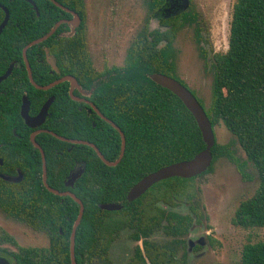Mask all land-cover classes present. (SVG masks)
<instances>
[{"label":"trees","instance_id":"obj_1","mask_svg":"<svg viewBox=\"0 0 264 264\" xmlns=\"http://www.w3.org/2000/svg\"><path fill=\"white\" fill-rule=\"evenodd\" d=\"M0 0L9 10V20L0 34V52H20L30 41L46 34L68 13L50 0ZM74 9L82 17L81 25L72 37L64 36L67 26L61 24L45 41L28 48L47 49L55 57L57 69L51 65L34 69V78L46 85L63 75L75 76L83 88L90 90L101 75L108 80L91 91L90 99L99 110L120 127L125 136V151L115 166L97 155L93 147L72 144L50 133H39L37 142L46 159L47 183L60 191L71 190L84 204L83 217L76 229L75 256L77 264H115L113 249L119 237L144 238L145 254L152 264H188L185 235L192 220L207 216L199 211L195 179H203L220 156L234 161L245 180L250 176L229 148L215 142L211 166L192 178L170 177L153 184L140 197L126 200L129 188L143 176L171 163L191 159L205 148L195 118L183 102L171 91L155 83L150 74L165 73L177 78V51L174 40L177 32L197 24L192 5L182 14L166 17L169 0H145L148 17L145 26L130 43L122 66L105 67L97 71L88 52L85 31L84 0H57ZM4 12L0 8V22ZM156 18L159 27H149ZM196 41L201 42V29L195 28ZM214 70L211 104L206 110L213 126L223 123L236 137L247 160L259 179L254 194L242 200L232 222L244 228L264 227V0H236L230 23L228 48L210 58L201 48ZM38 70L37 73L35 70ZM26 79V74L24 72ZM178 79V78H177ZM180 81V80H179ZM40 93L37 107L49 96L55 100L41 128L59 135L93 142L103 156L114 161L120 153V133L95 112L78 109V103L66 93V82ZM20 99L0 101V173L15 174L20 166L24 177L8 182L0 177V209L8 216L48 237L47 246L19 245L14 236L0 231V255L12 264H71L70 234L79 212L78 203L69 195L49 191L42 181V161L39 151L28 142L30 128L22 121ZM25 132L18 145H7L9 136ZM25 141L28 142L25 144ZM30 146V147H29ZM84 168L72 187L65 180L77 166ZM163 199L169 205L189 204L192 216L162 211L154 203ZM115 202L123 206L108 211L100 203ZM165 218L166 225L161 219ZM163 237L151 239L155 234ZM210 243L214 240L209 237ZM9 243L11 249L4 246ZM126 264H147L140 247L134 249ZM241 264H264V241H248L243 245Z\"/></svg>","mask_w":264,"mask_h":264},{"label":"rangeland","instance_id":"obj_2","mask_svg":"<svg viewBox=\"0 0 264 264\" xmlns=\"http://www.w3.org/2000/svg\"><path fill=\"white\" fill-rule=\"evenodd\" d=\"M235 1L191 0L197 24L181 28L173 43L177 51L175 76L206 110L212 100L214 70L209 60L201 57L200 51L201 48L205 50L210 58L216 52L227 50ZM85 4L86 42L94 68L101 71L103 66H122L130 43L148 17L143 0H85ZM197 26L201 29L200 43L195 36ZM149 27H159L158 21L150 18ZM214 131L216 142L229 145L250 179L243 178L234 161L220 156L213 162L209 174L200 181H193L199 187L196 206L207 218L200 217V225L192 235L193 238L205 237L207 243L197 250L200 256L190 255L188 264H241L243 245L248 241H264V227L244 228L233 224L232 219L239 203L254 194L259 179L253 164L225 125L216 124ZM174 209L184 212L187 208L182 205ZM1 230L14 236L19 245H48L44 233L8 217L0 209ZM189 236L191 233L186 239ZM4 246L15 249L9 243Z\"/></svg>","mask_w":264,"mask_h":264},{"label":"water","instance_id":"obj_3","mask_svg":"<svg viewBox=\"0 0 264 264\" xmlns=\"http://www.w3.org/2000/svg\"><path fill=\"white\" fill-rule=\"evenodd\" d=\"M26 1L30 2L33 5L34 10L37 12V14H39V10H38V7L35 4V2L33 0H26ZM50 1H52L55 5H57L61 9H64L65 11H68V12H72L73 18L70 22L72 23L73 27H72L71 31L69 33H67L68 35H72L74 33L75 26H77L80 23L81 17L76 12L72 11L70 8L59 3L57 0H50ZM181 1L183 3L182 7L184 9L190 5V0H181ZM0 8L4 12V18L0 23V34H1L3 29L5 28L6 24L8 23L10 14H9L8 8L4 4L0 3ZM165 11H166V13L169 12L170 8H166ZM173 14L168 13L166 15V17H169ZM64 21L65 20H63V19L57 21L54 24V26L46 34L32 40L31 42L26 44L23 48V54L25 57V61L27 62V68L29 71L30 79L37 88L47 90V89H50L51 87H53L54 85H56L57 83L64 82V81H70L72 83V86L74 84H76V81H77L76 78L71 76V75L62 76L61 78H58L57 80H54V81H52L46 85L36 84V82L32 79L30 65H29L27 58H26V52L30 46L35 45V44H39V43L45 41L46 39H48L56 31V29L59 27V25ZM11 68L12 67H9L7 72L5 74H3L2 76H0V80L6 78L9 75V73L11 72ZM150 78L155 83L159 84L160 86H162V87L168 89L169 91H171L172 93H174L183 102V104L186 106V108L191 112V114L195 118L196 123L198 125V128L201 132L202 139L205 143V148L202 149L201 151H199L197 154H195L191 159H186V160H181V161L171 163L169 165L163 166V167L143 176L141 179H139L136 183H134L129 188L127 195H126L127 201H133V200L137 199L143 193H145V191L148 190L153 184L157 183L160 180L167 179V178L174 177V176L182 177V178L196 177V176L200 175L201 173L205 172L211 166L212 160H213L212 147L214 146V144L216 142V137H215L214 126L212 125V123L209 119V116L206 113L204 106L200 103V101L197 99V97L194 95V93L185 84H183L181 81H179L177 78L172 77L170 75H167L165 73H161V72H155V73L150 74ZM101 79L102 80H108L107 76L104 75L103 78H100L97 82H95V85L92 88L98 86ZM72 86H71V88H72ZM70 93H71V97L73 99L81 100V98L72 94V89L70 90ZM54 100H55L54 96L49 97L43 103L39 112L36 115H30L29 114V101H28L27 97L24 96L23 101H22V105H21V116L24 119L26 125L31 127V128H37V127L41 126L44 123V121L48 115V110H49V108H50V106ZM91 105L94 107V109L97 111L98 115L101 118H103L108 123H110L120 133V136H121L120 153H119L117 159H115L114 161L107 160L103 156L101 151L98 149V147L93 142H90L88 140L68 138V137L59 135L53 131H50L48 129H36L31 134L32 143L35 145V147H37L39 149V151L41 153L42 181H43V184L45 185V187L49 191H51L52 193H54L56 195H60V196L69 195V196H71L79 205V212H78L76 219L74 220L72 230H71V234H70L71 264H77L76 256H75V234H76V229H77V227H78V225H79V223L83 217L84 204H83L82 200L80 198H78L70 190L60 191V190H57V189L51 187L47 183L45 153H44L43 148L40 146V144L35 139V135L39 132H46V133L52 134L53 136H55L56 138H58L60 140H63V141H66V142H69L72 144L89 145V146L93 147V149L96 151L97 155L104 161V163H106L107 165H110V166H115L116 164H118V162L121 160V158L124 155L125 145H126L124 133L122 132V130L120 129V127L118 125H116L112 120H110L102 112H100L93 103H91ZM0 162H2V160H0ZM83 172H84V168L81 167L76 172L70 173V176L66 180L65 185L72 187L74 185V182L77 180V178H79L82 175ZM0 177L6 181L19 182L22 180L23 175L20 172L18 176L12 177V176H8L4 173H0ZM122 206L123 205L121 203H115V202H105V203L99 204V207L101 209L108 210V211L119 210L122 208ZM185 207L187 209H189V206H185ZM174 208H176V207H172L170 205L168 206V210H172V209L174 210ZM197 227H199V225L193 224V226L190 228L189 231L194 232V231H196ZM193 236L194 235H191L187 239L189 252L192 251V249L195 245L199 244V245L204 246L207 243V240L205 237L202 236V237H199L197 239H194ZM189 257H190V255H189ZM0 264H12V263L8 258L0 255ZM148 264H150V263L148 262Z\"/></svg>","mask_w":264,"mask_h":264},{"label":"flooded vegetation","instance_id":"obj_4","mask_svg":"<svg viewBox=\"0 0 264 264\" xmlns=\"http://www.w3.org/2000/svg\"><path fill=\"white\" fill-rule=\"evenodd\" d=\"M84 3H85V0H84ZM143 3H144L145 8H146V10L148 12V9H147L146 4H145V0H143ZM168 3H169V5L166 8H170V11L167 12V14L168 13H172V14L174 13L173 15H176V14H182V13L188 11V8H185L184 9L182 7V4L183 3H182L181 0H169ZM190 3H191V0H190ZM85 9H86V4H85ZM71 10L74 11V12H76L74 9H71ZM66 12L68 13V16L66 18H63V20H65V21L62 22L61 24H64V26H67V31H65L64 36H66V37H72L74 35V33H75L76 28H78L81 25L83 19L79 15V13L76 12L81 17V21H80V23L77 26H75L74 33L72 35H68L67 33H69L71 31L72 27H73L72 26V23L70 22L72 20V18H73V14H72V12H68V11H66ZM85 14H86V17H87V13H85ZM86 17H85V21H86ZM154 19H156V18H154ZM60 20H62V19H60ZM85 24H86V22H85ZM158 24H159V22H158ZM35 45H37V44H35ZM24 46L22 47V49H21L20 52L17 51V52L11 53V54H8V53L6 54V53H1L0 52V76H2L3 74H5L7 72V70L9 69V67H12L11 68V72L9 73V75L6 78L0 80V101L1 102H4V101H9V100L13 99L14 100V103H17L18 102V99H20L19 111H17V109L14 108L12 110V112L15 113V114L18 113L20 115L22 121H24V119L21 116V105H22V101H23V97L24 96H26L27 99H28V101H29V114L30 115H36L39 112V110H40L41 106L43 105V103L49 97L54 96V95H49L41 103V105L38 107V109L35 111V109L37 107L38 99L40 97V93H38L36 91V89H40V88H37L34 85V83L31 81V79H30L29 71H28V68H27V62L25 61V57H24V54H23V48H24ZM0 48H1V45H0ZM200 53H201V51H200ZM201 57H202V55H201ZM26 58H27V61H28L29 65H30L32 79L35 82H36V80H35L34 74H33L35 68L34 69L32 68L30 61H32L33 65H36L37 67H39L40 65L43 66L44 64L45 65H51L52 69L50 70V73H52V71L54 69H57L56 62H55V57L47 49H42L41 50L40 48H38V49H35V50H31V52L29 53V55L26 52ZM202 58H204V57H202ZM104 69H105V66L102 67V70L101 71H104ZM35 71L37 73H39L37 69ZM24 72L26 74L27 81L25 80V77L23 75ZM66 75H71V74H66ZM63 76H65V75H63ZM71 76H73V75H71ZM61 77H59V78H61ZM73 77H75V76H73ZM100 78H103V76L101 75L100 77H98L96 79V82ZM57 79H54V80H57ZM76 80H77V78H76ZM101 81H102V79H101ZM101 81H100V83H101ZM64 82H66V93L68 94V96L70 97V99H72L73 101H75V102L78 103V109L80 111H86L88 114H91L92 112H95L98 115L97 111L94 109V107L91 105V103H93L95 106H96V104L90 99V97H91V91L95 88V87L92 88L95 85V82L93 83L94 85L91 86L90 90L87 89V88H83L82 85L78 82V80L76 81V84H74L73 86H72V83L70 81H64ZM60 83H63V82H60ZM60 83H57L56 85H59ZM36 84H38V83L36 82ZM71 86H72V88H71ZM71 89H72V94L75 95V96H77V97H79V98H81V100H75V99H73L71 97V93H70V90ZM40 90H43V89H40ZM47 90H49V89H47ZM96 108L99 110V108L97 106H96ZM48 114H49V112H48ZM27 127H29V126H27ZM29 128H30V131L27 132L28 142H30V144L32 145L33 148H35V149H37L39 151V149L37 147H35V145L31 141V134L36 129H45V128H41V126H39L37 128H31V127H29ZM12 131L14 133V137L9 136L10 139H9L8 142H6V144L7 145H11V144L12 145H18L19 143H21L22 139L24 140V136L23 135H25V132L27 130H24L23 133H18L16 131V128H13ZM39 133H42V132H39ZM39 133H37L35 135V139H36V137H37V135ZM28 142L25 141V144H27ZM0 146H2V144H0ZM39 153H40V151H39ZM40 155H41V153H40ZM0 160H2V159L0 158ZM41 161H42V159H41ZM1 163H3V161ZM80 168H81V166L78 165L77 168L74 169L71 173L76 172ZM14 169L16 170V173L15 174H7V173H4V174H6L8 176L16 177L21 172L22 175H23V177H24V172L22 171V169H21L20 166H17L16 165V166H14ZM68 177L66 178V180L68 179ZM66 180H65V182H66ZM8 182H11V181H8ZM66 187H70V186H66ZM66 190H68V189H66ZM63 191H65V190H63ZM154 205L157 208H159L160 210H162V211H167V212L168 211H172V212L178 213V214H180L182 216H192L191 215L192 212L189 209H186V211H184V212L179 211L177 209L168 210L169 204L166 201H164L163 199H157L155 201ZM182 205L189 206V204L188 203H185V202H179V203H177L175 205H170V206H172V207H178V206H182ZM197 219H198L197 217H194L193 218V220H192V226H193V224L194 225L195 224L200 225V222H198ZM161 222H162V225H166L167 224V221H166L165 218L161 219ZM194 232L189 231L185 235V237H184L185 238V242H186V251H187V261L188 262H189V259H190L189 255L192 254L193 256H200V254H201V253H196L197 250L200 249L199 247L201 245H199V244L195 245L193 247V249H192L191 252L188 251V240L187 239L189 237L187 239H186V237H187V235L189 233H191V235H192ZM162 237L163 236L161 234L155 233L152 236L151 239L159 240ZM197 238H199V237H195L194 239H197ZM143 243H144V238L133 239V238L127 236V235H124L122 237H119L117 239L116 245H115V247L113 249V255H114V259H115V264H126V262L129 259V257L133 255L134 249L136 247H140L141 248V251H142V253L144 255V258L146 260V263L148 264V262H149L150 264H152L151 261L149 260V258L145 254V249H144V244Z\"/></svg>","mask_w":264,"mask_h":264}]
</instances>
